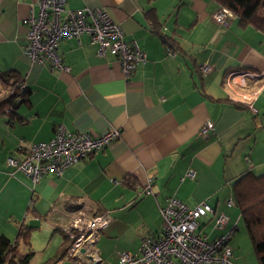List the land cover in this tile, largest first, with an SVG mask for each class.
<instances>
[{
	"label": "crops",
	"instance_id": "0c3cea01",
	"mask_svg": "<svg viewBox=\"0 0 264 264\" xmlns=\"http://www.w3.org/2000/svg\"><path fill=\"white\" fill-rule=\"evenodd\" d=\"M33 2L0 0V74L14 75L30 92L15 114H0V237L14 241L22 225L34 227L30 264H74L61 229L69 222L64 213H108L113 220L95 251L98 264H119L117 252L135 254L143 238L160 233V209L171 197L189 208L207 202L229 217V210L239 212L227 206L234 182L264 174V33L241 26L235 15L227 26L217 24L220 6L212 0H67L71 10L105 11L147 62L126 78L120 60L98 55L84 35L60 44L71 68L62 73L23 52ZM152 9L160 34L146 17ZM167 38L184 54L171 50ZM203 65L213 70L203 73ZM208 121L215 130L204 137ZM58 125L95 134L116 129L121 137L62 177L35 185L7 166L9 156L51 140ZM149 184L153 193L140 194ZM203 224L210 240L234 225L210 236L204 229L212 217Z\"/></svg>",
	"mask_w": 264,
	"mask_h": 264
},
{
	"label": "built area",
	"instance_id": "2783aa9c",
	"mask_svg": "<svg viewBox=\"0 0 264 264\" xmlns=\"http://www.w3.org/2000/svg\"><path fill=\"white\" fill-rule=\"evenodd\" d=\"M232 16L229 9L222 7L213 18L217 24L227 26ZM24 24L28 27L23 48L25 56L32 63L47 65L52 71L71 72L59 53V46L63 41L78 40L84 35L97 47L98 55L111 53L120 60L126 78L147 62L146 52L136 41H126L121 27L102 9L84 7L71 10L67 8V0H34ZM169 54L174 53L169 50ZM200 70L207 73L213 68L203 65ZM26 90L24 83L7 86L0 79V100L9 98L16 91ZM251 111L256 115L258 113L254 107ZM5 112L10 114L14 109L8 106ZM214 130V124L208 121L200 134L206 137ZM120 137L121 132L116 129L95 134L71 132L58 125L51 140L31 144L19 154L9 156L6 164L25 174L35 185L49 175L62 177L69 168L105 150ZM188 175L193 176L194 171L191 170ZM152 193L150 184L140 192L145 195ZM227 206H235L232 198L227 201ZM64 214L69 222L61 225V229L71 241L67 251L69 259L74 264H98L100 258L95 245L111 224L112 217L108 213ZM160 215V233L143 238L135 254L117 252L119 264H234L231 241L238 231V222L213 240L202 233L204 225L199 224L201 219L212 217L214 228L225 230L230 223L226 213H217L207 202L189 208L183 201L171 197L161 207Z\"/></svg>",
	"mask_w": 264,
	"mask_h": 264
},
{
	"label": "trees",
	"instance_id": "16d2710c",
	"mask_svg": "<svg viewBox=\"0 0 264 264\" xmlns=\"http://www.w3.org/2000/svg\"><path fill=\"white\" fill-rule=\"evenodd\" d=\"M212 1L220 8L229 9L238 18L241 26H252L264 33V0ZM146 17L151 23L154 33L160 34V21L156 11L154 9L148 11ZM167 40V44L170 43L169 45H171L169 47L171 50L176 52L179 50L181 54H184V51L172 38H167ZM0 79L7 86L20 82L11 74H0ZM29 93L27 90L16 91L9 98L0 100V114L8 106L13 107L15 112L17 106L26 101ZM232 189L235 205L241 214L240 219L243 220L255 255L259 264H264V174L257 176L249 172L236 180ZM35 230L34 227L22 225L14 241L1 236L0 264H30L35 255L34 250L31 248L30 239ZM22 244L29 247L27 253L21 251L20 245Z\"/></svg>",
	"mask_w": 264,
	"mask_h": 264
},
{
	"label": "rangeland",
	"instance_id": "374dc122",
	"mask_svg": "<svg viewBox=\"0 0 264 264\" xmlns=\"http://www.w3.org/2000/svg\"><path fill=\"white\" fill-rule=\"evenodd\" d=\"M229 213L228 214L230 215V219H231L230 224H234L238 220L240 214L236 210V208H234L233 210H229ZM208 218L201 219L199 221L200 226L204 225L203 223L207 221ZM238 228H239V231L235 232L236 233L235 237H233L231 241V248L235 255V256L233 255L234 264H259L258 259L255 255V251L249 239L248 233L244 226L243 220L240 218L238 222ZM204 230H206L205 232L209 234L210 236H213L215 234L222 232V230H216L214 228V224L208 225L207 228Z\"/></svg>",
	"mask_w": 264,
	"mask_h": 264
},
{
	"label": "water",
	"instance_id": "95a60500",
	"mask_svg": "<svg viewBox=\"0 0 264 264\" xmlns=\"http://www.w3.org/2000/svg\"><path fill=\"white\" fill-rule=\"evenodd\" d=\"M162 39L165 41L166 39L164 37H162Z\"/></svg>",
	"mask_w": 264,
	"mask_h": 264
}]
</instances>
